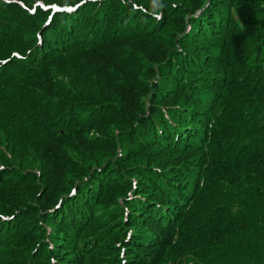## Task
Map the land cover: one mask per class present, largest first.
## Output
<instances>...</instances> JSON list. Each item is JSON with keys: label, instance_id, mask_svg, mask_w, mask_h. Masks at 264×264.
Segmentation results:
<instances>
[{"label": "trees", "instance_id": "obj_1", "mask_svg": "<svg viewBox=\"0 0 264 264\" xmlns=\"http://www.w3.org/2000/svg\"><path fill=\"white\" fill-rule=\"evenodd\" d=\"M22 1L0 0V264H264L262 0Z\"/></svg>", "mask_w": 264, "mask_h": 264}, {"label": "rangeland", "instance_id": "obj_2", "mask_svg": "<svg viewBox=\"0 0 264 264\" xmlns=\"http://www.w3.org/2000/svg\"><path fill=\"white\" fill-rule=\"evenodd\" d=\"M6 2H16L19 4L22 8L30 10V7L26 5L22 0H4ZM15 52L11 54L13 56ZM18 53V52H16ZM19 55V53H18ZM6 59H0V63H4ZM11 61V59L9 60ZM32 123L30 124V130L29 133L26 134L28 137H34L36 140L41 141L43 144L47 145V148L51 147L53 144L52 136L53 130H50L46 125L43 123L37 122L34 119H32Z\"/></svg>", "mask_w": 264, "mask_h": 264}, {"label": "water", "instance_id": "obj_3", "mask_svg": "<svg viewBox=\"0 0 264 264\" xmlns=\"http://www.w3.org/2000/svg\"><path fill=\"white\" fill-rule=\"evenodd\" d=\"M262 2H263V5H264V0H262Z\"/></svg>", "mask_w": 264, "mask_h": 264}]
</instances>
